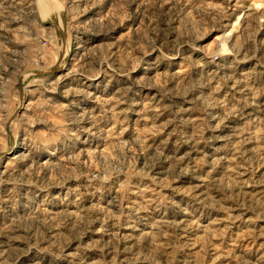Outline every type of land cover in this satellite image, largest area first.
<instances>
[{
  "label": "rangeland",
  "instance_id": "rangeland-1",
  "mask_svg": "<svg viewBox=\"0 0 264 264\" xmlns=\"http://www.w3.org/2000/svg\"><path fill=\"white\" fill-rule=\"evenodd\" d=\"M46 1L0 0V264H264V0Z\"/></svg>",
  "mask_w": 264,
  "mask_h": 264
},
{
  "label": "bare ground",
  "instance_id": "bare-ground-1",
  "mask_svg": "<svg viewBox=\"0 0 264 264\" xmlns=\"http://www.w3.org/2000/svg\"><path fill=\"white\" fill-rule=\"evenodd\" d=\"M40 2H41V6L40 7H43V6L45 7V6L49 5L46 0H40ZM38 3H39V1H38ZM47 8H48V6H47Z\"/></svg>",
  "mask_w": 264,
  "mask_h": 264
}]
</instances>
